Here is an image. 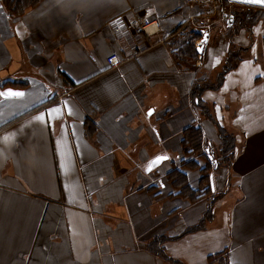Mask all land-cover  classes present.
Segmentation results:
<instances>
[{"label": "crops", "instance_id": "0c3cea01", "mask_svg": "<svg viewBox=\"0 0 264 264\" xmlns=\"http://www.w3.org/2000/svg\"><path fill=\"white\" fill-rule=\"evenodd\" d=\"M185 3L43 0L14 16L0 0V264H211L224 252L229 264H264V77L242 60L200 97L214 124L198 118L196 75L168 46V18L188 21ZM138 13L161 19L162 33L114 34L116 18ZM130 35L142 50L121 45ZM212 40L199 55L210 71L230 47ZM193 124L205 150L221 145L219 126L233 131L236 148L231 163L210 172L212 219L188 231L210 197L191 203L165 176L186 159L183 133ZM158 156L168 166L135 187L130 175ZM186 171L197 189L200 175ZM157 236L166 238L164 255L149 246Z\"/></svg>", "mask_w": 264, "mask_h": 264}, {"label": "trees", "instance_id": "16d2710c", "mask_svg": "<svg viewBox=\"0 0 264 264\" xmlns=\"http://www.w3.org/2000/svg\"><path fill=\"white\" fill-rule=\"evenodd\" d=\"M43 0H2V3L8 9L10 14L14 16H20L26 13L29 9H32L38 6ZM229 1V0H228ZM252 8H248L246 11L238 12L233 11L230 13V16L234 17V23L231 27L227 26L228 38L231 41V38L234 35H237L238 32L245 28L249 33L252 31L253 26L259 23L262 18L264 17V11H260L257 6H248ZM256 8V9H253ZM184 24L179 26L181 29ZM200 36V39L203 38L202 33L199 31L197 33L194 32V29H184L181 33L180 40H176L173 42L168 41V46L170 47L173 55V59L177 66L182 70L185 68H191V66L187 65V60L195 59L199 57L198 47L194 44L195 41ZM179 39V38H178ZM178 56V57H177ZM180 57V58H179ZM240 59V50L235 51L233 53L232 48L228 53L227 64L224 66V69L218 75V85L219 87L223 83V79L225 74L230 71ZM182 61V62H181ZM194 69V68H192ZM194 71V70H193ZM70 83V82H69ZM216 86L214 88H217ZM200 93L198 91L193 90L192 92V100L198 104L203 109V113L205 116L212 118L209 109L205 106L204 102L200 98ZM197 99V101H196ZM86 125L90 132L96 130V126L90 120L86 121ZM221 139V158L216 155V152L213 150V147L209 149V151L204 149L203 140H204V133L201 127L193 124L192 126L187 127L183 133V140H182V149L186 152V155L193 154L194 158H200L204 160V165H200L198 163V159L193 160H182L180 167H173L171 171L167 173L168 181L173 185V187L178 191V195L182 198H185L191 203H196L201 199L206 197H210V204L208 207L207 212L204 215V218L200 221V223L194 227L188 229V231H194L198 229H202L205 226V223L212 219L213 217V209H212V202L215 199V196L212 194L211 190V180H210V173L209 169H213L214 167L219 166L223 163V158L225 162L231 163L235 154L236 148V137L234 134L228 133L225 128L218 127ZM219 159V160H218ZM222 159V160H221ZM199 168L203 175L199 181V187L194 189L190 185L189 175L186 170H194ZM166 240L165 237L157 236L154 240L150 243V247L160 255H164L165 250L161 245ZM211 264H229L228 257L226 252L219 254L217 256H212L210 258Z\"/></svg>", "mask_w": 264, "mask_h": 264}, {"label": "rangeland", "instance_id": "374dc122", "mask_svg": "<svg viewBox=\"0 0 264 264\" xmlns=\"http://www.w3.org/2000/svg\"><path fill=\"white\" fill-rule=\"evenodd\" d=\"M184 3L186 6L189 5L188 6L189 10L187 11V9H186V13H184L186 15L188 21L180 23L177 20V18H178L177 16H174L172 18H170V17L168 18V20H169L168 24L170 26L169 31H168L169 35H170L169 36L170 42L180 40L179 36L181 35V33L184 29H192V30L194 29L195 33H197L198 31L200 33H202L203 38L206 34L207 35L210 34L211 38L213 39L212 40L213 45L215 46L216 44H218L216 47L220 46L219 39L222 37H225L227 39V41L229 42V46H230L227 50L224 62L219 64L217 66V68L214 70L211 69V71H210V69L207 67L206 63L199 64L200 56L197 58V60L189 59L186 61V63H188L187 65L191 66V68H185L182 70L194 72L196 75L193 79L194 83L192 84L191 90H190V97L191 98H192L193 90L201 92L200 97L206 91H211V90L217 91V90H219V88L221 87L222 84L219 87H217L218 75L220 74V72H222V70L224 69V66L227 64L226 62H227V58H228V53H229L231 48L233 50V53H235V51H237V50H240V59L237 62V64L235 65V67H233L231 70L236 69L237 65L244 59H245L244 61L252 60L254 63H256L259 75L264 77V26H262V30L260 31V33H256L254 31V28L252 29V31L250 33L245 28H243L238 32L237 35H234L231 38L232 42H230V40L228 38V35L230 33H228V30L226 29L228 26L227 21L229 20L230 13H232L233 11H238L240 13L243 11H246L248 8H252V7H248L250 5L233 3V2H230L228 0H201V1H195L194 4H191V5L188 4L187 0H184ZM195 5L202 7V10H199V12H198V7ZM259 8H263V9H260V11H264V7H259ZM253 9H256V8H253ZM202 13H205V15ZM136 15L142 16V14H139V13ZM224 15H225V17H224ZM189 17H192V18L189 19ZM124 19L127 20L128 17L124 16ZM151 19H154V18H151ZM173 19L175 21H173ZM159 20H160V30L158 31V34H161L162 28H163V23H162L161 19H159ZM170 22H172V23H170ZM260 22H264V17L262 18V20ZM181 24H184V26L181 29H179V26ZM175 25H178V26L172 28ZM110 26H111V24H110ZM131 33H133V35H136V34H134L133 31ZM136 36H140L141 38H144V39L149 38V36L145 33H142V34L136 35ZM124 38H126V39L124 41L120 42L121 45L126 47L127 49L129 48L132 51V53L142 50V48H139L137 41L132 40L131 35L124 37ZM202 39H200V36H199L194 44L198 47V43H199V46H201ZM133 47H135V48H133ZM202 52H203V49H202ZM199 54H201V53H199ZM192 68H194V69H192ZM230 71H228V72H230ZM190 76H189V78H190ZM195 78H196V80H195ZM215 86L217 88H214ZM196 101H197V99H196ZM192 103L196 109V113L198 114V118H207L210 120L209 117L204 115L202 107H200L198 104H196L193 100H192ZM205 106L207 107V109H209V112L212 115V110H210V107L208 105H205ZM210 121L213 124L215 122L214 119H211ZM227 129H226V131L228 133L234 134L232 130H230V129L227 130ZM218 135L220 138L219 130H218ZM220 141H221V139H220ZM214 149H215L216 155H219L218 157L221 158V145L215 146ZM192 155L193 154L186 155V152H184L182 149V156L184 158H186L185 160L198 159V163L200 165H204V163H205L204 160L197 158V157L194 158ZM164 157H166V159H164L162 161V163L158 166L161 169H165L164 167L168 166L167 161L169 160L168 159L169 157H167V156H164ZM174 159H177V158L175 157ZM152 160L148 163V165L146 164L144 167H142L138 174L135 173V174L130 175V177H131L130 179L132 181V184H134L135 187H140V185L142 183L144 184V182L146 181V178L149 177V174H152V172L158 168V167H156V168L152 169L150 172L148 171L149 165L152 162ZM223 161L224 162L221 163V165L226 163L224 158H223ZM172 166L174 167V164H172ZM172 166L170 163L169 167L171 168ZM181 166H182V164H181ZM211 170L212 169L210 168L209 173L211 172ZM192 171H197L198 172L197 174L200 175V178L203 175V173L201 172V170L199 168L194 169V170H190L189 172H192ZM165 179L167 180L168 178L165 176ZM192 179L194 180L193 175H192ZM199 181H200V179H199ZM198 186H199V183H198ZM214 196L217 197L218 195H214Z\"/></svg>", "mask_w": 264, "mask_h": 264}, {"label": "built area", "instance_id": "2783aa9c", "mask_svg": "<svg viewBox=\"0 0 264 264\" xmlns=\"http://www.w3.org/2000/svg\"><path fill=\"white\" fill-rule=\"evenodd\" d=\"M195 1L201 0H187L188 4L190 5L194 4ZM111 28L114 34L117 35L121 34L125 30H129L130 32L133 31L136 35L145 33L151 37L158 34V31L160 30V20L157 18L151 19L145 15H134L127 20L124 18H116L111 23ZM107 61L111 67H117L121 63V58L118 53H112L107 58Z\"/></svg>", "mask_w": 264, "mask_h": 264}, {"label": "water", "instance_id": "95a60500", "mask_svg": "<svg viewBox=\"0 0 264 264\" xmlns=\"http://www.w3.org/2000/svg\"><path fill=\"white\" fill-rule=\"evenodd\" d=\"M231 1H233V2H235V3H238V4H244V5H250V6H257V7H264V4H260V3H247V2H244V0H231ZM233 23H234V17L233 16H230L229 17V20L227 21V24H228V26H232L233 25ZM207 39H208V35L206 34L205 36H204V38H203V40L202 41H207ZM202 46H198V52L199 53H202ZM158 157H164V156H158ZM164 159H166V157H164ZM164 159H161V160H159V161H156L154 164H152V167H151V169L149 170V168H148V171L150 172L152 169H154V168H156V167H158L161 163H162V161L164 160ZM153 161H155V158L152 160V162ZM151 162V163H152Z\"/></svg>", "mask_w": 264, "mask_h": 264}, {"label": "snow or ice", "instance_id": "6c2138e0", "mask_svg": "<svg viewBox=\"0 0 264 264\" xmlns=\"http://www.w3.org/2000/svg\"><path fill=\"white\" fill-rule=\"evenodd\" d=\"M244 2L264 4V0H244ZM5 95L21 96V95H23V93H21V92H12L11 90H9L7 93H5ZM53 111H55V109H53ZM152 111H153L152 109H149V115H151ZM40 118L41 119H44V116L42 115ZM161 159H164V157H156L155 158V161H153L152 163H150L149 170L151 169L152 164H154L156 161H159Z\"/></svg>", "mask_w": 264, "mask_h": 264}]
</instances>
